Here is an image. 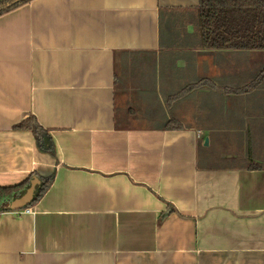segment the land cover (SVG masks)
Returning a JSON list of instances; mask_svg holds the SVG:
<instances>
[{"label":"crops","instance_id":"obj_1","mask_svg":"<svg viewBox=\"0 0 264 264\" xmlns=\"http://www.w3.org/2000/svg\"><path fill=\"white\" fill-rule=\"evenodd\" d=\"M199 4L0 15V186L53 176L0 212V264H264V51L202 47Z\"/></svg>","mask_w":264,"mask_h":264},{"label":"trees","instance_id":"obj_2","mask_svg":"<svg viewBox=\"0 0 264 264\" xmlns=\"http://www.w3.org/2000/svg\"><path fill=\"white\" fill-rule=\"evenodd\" d=\"M28 1L30 0H0V15ZM195 22L199 41L204 48L264 51V0H200ZM263 80L264 67L247 86L256 87ZM195 86L192 85L188 89ZM176 126L181 127V125ZM16 127L34 130L42 148L50 149V136L35 119L29 125L21 123ZM250 167L263 168L262 165L256 163ZM34 176L36 175L31 176L29 180L31 181ZM38 178L41 180V185L33 202L48 189L53 180V176L39 175ZM23 185L24 182L17 185L0 186V212L14 210L11 208V202L25 193L26 188L21 189Z\"/></svg>","mask_w":264,"mask_h":264},{"label":"water","instance_id":"obj_3","mask_svg":"<svg viewBox=\"0 0 264 264\" xmlns=\"http://www.w3.org/2000/svg\"><path fill=\"white\" fill-rule=\"evenodd\" d=\"M41 185V180H39L38 176H34L31 180V185L27 188L25 193L21 196L15 198L11 202V208L14 210H20L29 206L33 203L34 198L37 194V191Z\"/></svg>","mask_w":264,"mask_h":264},{"label":"rangeland","instance_id":"obj_4","mask_svg":"<svg viewBox=\"0 0 264 264\" xmlns=\"http://www.w3.org/2000/svg\"><path fill=\"white\" fill-rule=\"evenodd\" d=\"M239 51H240V50H239ZM258 51H259V50H258ZM260 51H261V50H260ZM262 53H264V52H262ZM262 64H264V63H262ZM255 75H256V74H255ZM255 75H254V76H255ZM258 75H259V74H258ZM258 75H257V76H258ZM254 76H253V77H254ZM257 76H256V77H257ZM248 79H249V78H248ZM248 79L246 78V79H244V80H248ZM245 82H247V81H245ZM118 100H119L120 107H121L122 109H124V103L120 100V96L118 97ZM262 152H264V151H262Z\"/></svg>","mask_w":264,"mask_h":264}]
</instances>
